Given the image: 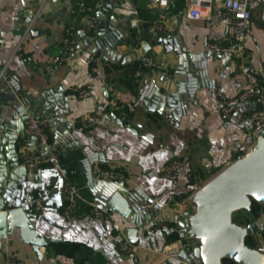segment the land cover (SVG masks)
Returning <instances> with one entry per match:
<instances>
[{
  "label": "crops",
  "instance_id": "obj_1",
  "mask_svg": "<svg viewBox=\"0 0 264 264\" xmlns=\"http://www.w3.org/2000/svg\"><path fill=\"white\" fill-rule=\"evenodd\" d=\"M107 2L110 0H0V76L4 77L0 89L4 90V81L11 78L19 84L21 92L27 90L36 97L45 90L59 88L62 94L59 109L66 111L73 138L68 141L58 138L57 127L50 122L49 146L55 148L49 153H58L59 164L68 167L82 195L78 216L69 220L63 213L62 194L54 191L61 182L58 166L46 158L49 153L42 146L37 147L36 137L30 135L31 145L26 148L23 159L35 164L31 172L39 173L40 177L23 176L10 187L6 182L0 196L8 206H23L34 217L35 228L47 244L40 247L43 254L40 261L16 231L2 240L0 264H5L8 255L15 257L18 264H194L178 256L187 246L188 238H185V228L175 220L159 221L152 216L135 225L131 215L124 217L112 210V219L90 215V204L97 202L88 188L85 167L92 166L94 161L92 168L98 176L100 168L122 173V179H103L114 181L113 189L123 183L128 188H139L154 200L169 203L180 213L191 212L193 202L188 196L192 178L188 172L195 171L208 180L245 154L257 139L250 119L252 104L236 107L224 118L218 92L235 96L241 91L246 84L242 70L245 60L253 65L264 87V4L252 7L253 30L245 44L244 58L226 53L208 54L207 74L202 83L199 81L187 111L177 119L153 113L142 104L135 106L138 97L134 89L138 87L140 75L153 69L141 63L140 47L146 40V30H151L147 56L168 62L170 69L177 58L174 43H159L156 38L169 37L176 31L187 51L202 54L207 52L211 41H231V28L217 17H188L187 0H175L168 6L148 0H130L136 13L128 15L116 11L125 30L118 35L113 49L125 56L123 62L102 59L88 48L78 47L64 63L54 64L52 58L60 53L68 25L76 26L75 34L83 28L87 16L81 4L91 6L94 12L97 3L103 7ZM114 11V8L107 9L108 16ZM161 14H165L167 32L152 28ZM135 19L136 27L132 25ZM97 25L103 23L98 20ZM133 28L138 32L136 38L132 37ZM123 37L128 38V42ZM132 53L137 55L136 59L126 58ZM130 80L135 84L133 87ZM86 83L92 85V94L80 98L77 89ZM44 106L41 105L42 110ZM124 109L127 110L126 120L121 119ZM113 112L123 125L114 126L111 118H105ZM90 114L102 117L96 124L85 127L82 120ZM30 116L53 115H44L41 111ZM96 136L103 142L98 143ZM184 152L190 154V161L178 178L172 180L164 176V164ZM38 195H46L45 207L41 210L32 202ZM145 201L148 200L141 204ZM172 222L176 225H170ZM250 222L258 226L252 235L253 245L264 246V205ZM126 226L138 228L135 244L126 238L123 232ZM175 229L180 236L169 240V233ZM124 238L133 246L129 252L119 248Z\"/></svg>",
  "mask_w": 264,
  "mask_h": 264
},
{
  "label": "water",
  "instance_id": "obj_2",
  "mask_svg": "<svg viewBox=\"0 0 264 264\" xmlns=\"http://www.w3.org/2000/svg\"><path fill=\"white\" fill-rule=\"evenodd\" d=\"M115 4L116 0H110L103 7L95 5L94 12L103 25L87 31L85 26L88 19L85 18L83 28L74 34V38L78 41L79 49L86 47L102 59L112 58L123 62L125 56L116 52L113 46L125 26L119 22L116 11L109 16L107 14V9L112 10ZM150 36L151 30L147 29L146 40L140 47L141 57L146 56L151 48ZM123 39L128 42V38ZM180 40L176 31L169 37L156 38L159 43L173 42L177 58L169 70L153 68L149 73L140 75L138 87L134 89L138 97L135 106L142 104L153 113L177 119L187 111L199 81L202 83V78L207 74L205 62L210 53L189 52ZM137 44L136 39L133 45L136 47ZM131 57L136 59L137 55L132 53L126 58ZM1 80H4L3 76H0ZM4 84L6 88L0 89V190L6 182L10 187L14 181L20 182L23 176L34 179L40 177L39 173L31 172L35 164L23 159L26 148L31 145L30 135L24 132L30 114L41 111L44 115L52 114L51 123L57 127V137L63 141L73 138L69 132L66 111L59 109L62 101L59 88L45 90L36 97L27 90L21 92L14 78L4 81ZM41 105H45V110H42ZM105 118H111L114 126L123 125L114 112L105 115ZM35 140L37 147L42 146L48 153L55 148L42 143L37 137ZM57 145L60 146L58 142ZM91 163L92 166L85 167L87 185L98 204L124 217L131 215V222L135 225L152 216L159 221L175 220L185 228V238L198 242L193 248L186 246L181 249L178 254L180 259L194 264H264V246H255L247 241L258 230L257 224L234 219V214L239 210L251 211L254 201L264 205V133L257 135L254 145L245 154L191 195V212L180 213L169 203L154 200L139 188H128L123 183L118 189H113L115 182L103 180L92 168L94 161ZM143 200L154 201L150 210L140 211ZM16 231L41 261L43 254L40 247L46 246L47 241L37 232L34 217L23 206H8L0 196V249L2 240ZM137 231L136 226H126L123 230L132 244L138 240Z\"/></svg>",
  "mask_w": 264,
  "mask_h": 264
},
{
  "label": "built area",
  "instance_id": "obj_3",
  "mask_svg": "<svg viewBox=\"0 0 264 264\" xmlns=\"http://www.w3.org/2000/svg\"><path fill=\"white\" fill-rule=\"evenodd\" d=\"M174 1L175 0H148V2L160 6H168ZM255 4H264V0H187L186 14L190 18L211 19L212 17H217L225 21L231 28L232 40L229 42L211 41L207 44V52L217 55L226 53L243 59L246 41L252 35V7ZM81 5L88 19L85 28L87 31H91L96 28L98 17L95 12H93L91 6L85 3ZM97 5L100 6L101 3H97ZM114 10H119L128 15L137 12V10L132 7L130 0H116ZM132 25L134 27L137 26L136 19L132 21ZM152 28L159 32H167L165 14H161L159 18L153 22ZM75 30L76 26L72 23L66 28L60 53L52 58L54 64L64 63L69 58L70 54L78 48V41L74 38ZM141 63L163 70H169L170 67L168 62H160L147 55L141 58ZM242 70L245 75L246 84L237 95L228 96L222 91L218 92V97L222 105L221 114L224 118H228L236 107L244 104H252L253 107L251 109L250 119L253 132L258 135L259 133H264V87L251 63L246 60L243 61ZM91 94L92 85L90 83H86L84 86L77 89V95L80 98H87ZM101 117L102 116L99 114L87 115L82 120V124L85 127H90L99 122ZM121 119H127V110H123ZM50 122L51 118L47 116H30L25 124L24 132L37 137L42 143L49 146L50 133L48 125ZM96 140L98 143L103 142L100 136H96ZM48 159L51 163L58 166L61 182L54 191H59L63 196V213L69 220L75 219L79 214L78 202L82 197L80 188L71 179L68 167L59 164L58 153H49ZM189 161L190 154L184 152L166 162L162 167V173L164 176L176 180L182 168L188 164ZM188 175L192 178V189L188 196L190 198L191 195L202 188L209 179L202 178L195 171L188 172ZM99 176L102 179L124 178L122 173L115 172L108 168H100ZM45 197L46 195H38L32 200L33 206L37 210H41L45 207ZM153 204L154 201L148 200L143 202L140 205V211L150 209ZM89 214L104 219H112L113 217L112 211L107 206L95 202L90 204ZM186 244L193 248L198 245V242L195 239H188ZM119 248L123 252H129L132 250L133 246L124 238ZM5 264H18V261L12 255H8Z\"/></svg>",
  "mask_w": 264,
  "mask_h": 264
},
{
  "label": "trees",
  "instance_id": "obj_4",
  "mask_svg": "<svg viewBox=\"0 0 264 264\" xmlns=\"http://www.w3.org/2000/svg\"><path fill=\"white\" fill-rule=\"evenodd\" d=\"M137 31L133 28L132 29V37L137 36ZM91 66H94V63H91ZM132 87L135 85L133 84V81L130 80L129 82ZM261 210V205L258 204L257 202H253V208L250 212L246 211V210H239L237 211L236 214H234V219L237 222H245V223H249L250 221H252L253 217H257L258 214L260 213ZM170 225H176L174 222L170 223ZM180 236L178 229L172 230V232L169 233V240L171 239H175L178 238ZM247 241L253 245L252 242V235L248 237Z\"/></svg>",
  "mask_w": 264,
  "mask_h": 264
},
{
  "label": "rangeland",
  "instance_id": "obj_5",
  "mask_svg": "<svg viewBox=\"0 0 264 264\" xmlns=\"http://www.w3.org/2000/svg\"><path fill=\"white\" fill-rule=\"evenodd\" d=\"M236 213H237V212H236ZM236 213H235V214H236Z\"/></svg>",
  "mask_w": 264,
  "mask_h": 264
}]
</instances>
